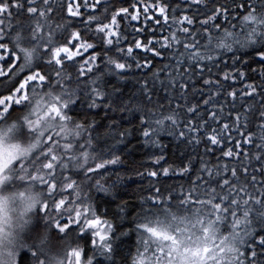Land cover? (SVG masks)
<instances>
[{"label": "snow or ice", "instance_id": "obj_1", "mask_svg": "<svg viewBox=\"0 0 264 264\" xmlns=\"http://www.w3.org/2000/svg\"><path fill=\"white\" fill-rule=\"evenodd\" d=\"M58 3L59 0H27L26 7L23 0H0V52L3 53L0 54V61L5 63L7 60L11 61V63H7V67L0 64V78H3L0 80V84H6L10 93L0 95V119L9 117L13 110L23 112L30 97L44 90H49L56 101L51 105L50 111L58 115L61 120L70 119L65 109L75 98L76 87L81 82L80 78L85 77L89 85H95V79L90 77L98 71L96 54L84 60L76 69L74 57H80L79 51L69 52L68 47L52 48L55 30L52 27L51 16ZM216 3L219 6L214 5L209 8L206 0H191V4L196 7L197 11L193 12L192 15H181L177 19L174 14L175 9L169 13L170 5L162 4L157 0V10L163 16V24H160L159 21L157 23L161 27L170 28L171 31L162 40H149L148 45L144 47L159 56L160 51L149 47V45H159L164 50H178L180 45L183 46L182 50H179L175 55V66L166 65V67H172L175 72V76L172 77L173 80L180 79L185 82L181 88L185 87L193 77L202 78L205 69L211 74L212 67H217V57L225 52L254 48L260 61L264 62V51L260 50V48H264V0H249L248 8L250 11L242 17L239 15L233 17L238 21V25L232 24L230 29L212 22L220 15L227 19L230 13L229 3L231 4V11L235 12L244 6L243 0L239 4L237 0H226L225 3H219V0H216ZM202 4L206 9L204 13L199 10V6ZM25 7L28 20L44 21L48 24L47 30L43 28L41 23L37 22L34 25L32 40L37 46L40 45V41L36 40L37 34L47 37L35 64L31 62L29 54L24 56L22 63L19 52L27 53L26 49L21 48L18 52L17 47L9 48L8 43H5V39H9L11 30L19 25V22L15 26L11 23L13 10L17 14L24 15ZM88 7V0H85L84 8ZM91 7L95 8L99 15L88 14L86 26L90 31L91 24L95 23L96 29L93 35L98 36L105 45L112 46L104 52L107 57V66H110L114 71L132 67L131 64L127 63V60L132 57L133 49L129 47L125 52L120 47L122 30L117 23V17L121 13L128 14L129 9L120 7L117 12L112 14L111 23H104V20L108 19L107 13L111 10L110 5H103L104 12H100L101 0H94ZM149 10V7L144 8L145 13ZM68 12L73 17L81 16V6L76 5V9L73 10L72 5L69 4ZM208 12H211V15H208ZM201 14L205 15L206 18L199 22L195 31H192L191 29L195 25L194 18ZM169 15L172 17L171 22H169ZM137 19L138 14L131 15L132 21ZM5 21L8 23L6 24ZM185 24L187 26H184ZM56 27L59 29L61 26L57 25ZM72 36L74 39H79V33L73 32ZM18 38L20 37L18 36ZM77 47L81 46L78 45ZM82 47L86 52L88 49H93L94 46L89 43ZM135 47L137 49L142 47L139 40H136ZM113 48L120 59L108 55ZM48 51H51V56L44 61L42 67L40 61L48 54ZM61 52L67 54L68 63H64L65 58L60 56ZM121 60L124 62H120ZM236 62H239L238 57H234V63ZM148 63L141 64L137 61L135 67L138 70L146 68ZM48 66H60L54 67L55 77L44 71V68ZM69 69L72 71H68ZM25 70H28L27 75H24ZM73 72L75 75L72 74ZM22 75L23 78L20 79ZM244 75V72H239L241 78ZM157 79V75L154 74L151 83H149L148 78H145L142 83V91L147 96L149 105L153 103V96L158 91L156 88ZM225 79H228L227 75ZM17 81L19 82L17 83ZM161 84L165 87V91H168V86L163 85V82ZM204 85L208 89V93L207 99H204L202 104L205 107L212 106L209 121H218L223 116L217 115L215 106L218 102L219 93L223 90V85L218 80L213 81L211 79L204 80ZM246 87L249 91H242V96H251L255 93V86L247 85ZM213 88L216 91H212ZM194 91L196 90L194 89ZM90 92L92 106H95L96 98L103 96L104 93L96 86L91 87ZM182 95L185 94L182 93ZM228 95L233 97L231 106L232 110L236 111V92L232 91ZM199 107V105H193L187 111L188 113H195L196 117L199 118ZM251 107L249 105V109ZM180 111L179 105L167 115L164 114V106L162 105H157L155 110L151 107L144 108L142 116L144 135L148 136L149 133L154 135L156 131L165 128L176 134L178 132V136L186 138L188 133L196 132L208 126L207 122L193 124L189 121L185 125L186 131L181 129ZM220 112H223V108L220 109ZM242 119L243 125H241ZM259 119L264 121V111H261ZM25 122L28 123L27 120ZM250 123L251 120L248 115L242 116L237 112L234 130L239 131L241 126L247 128ZM29 127L31 126L29 125ZM229 128L228 124H224L223 128L220 129L219 138L217 135L209 136L211 144L213 146L219 145L221 140L225 139L222 133ZM259 128V133H250L245 138V142L252 143V136H258L260 144L257 147L260 152L255 156V159L264 163V124H260ZM213 131L216 130L213 129ZM192 139H195L197 144L200 143L196 137ZM46 143H53V137H48ZM189 143H192V140H189ZM236 147H240L239 141L236 142ZM206 151L211 150L206 149ZM233 156L234 153L231 149L223 152V157ZM217 159L219 160L220 157ZM248 159V154H245V160ZM70 160L71 158L63 155L57 156L55 152L49 154L48 151L35 157V163L44 161V170L47 173L46 176L43 174L40 176L41 186L47 193V200L42 205L41 211H51L56 216L61 217L54 221L60 231H72L73 227L70 225H76L80 231L91 226H95L94 229H99L102 224L106 225L103 231H93V236L98 238L93 243H100V241L105 240L112 225L108 221L102 222L99 218H90L95 217L96 213L91 204L88 203L90 199L88 193L80 191L83 188L82 182L77 183L72 180L71 175H68V173L78 175L80 172L72 169ZM119 160L120 157L114 154L111 159L99 158L98 162L94 163V167H89L86 170L85 178L91 180L97 175L98 169H104L105 165L116 164ZM169 171H171L170 168H163L162 170L165 174ZM259 171L264 174V166ZM187 172V167L178 170L181 175ZM88 174H92V176ZM147 174L151 177L157 176L159 173L150 171ZM95 186L102 191L108 190L99 180H96ZM57 197H60L58 203L56 202ZM81 201H83L82 210ZM146 203L148 207L144 210L138 224L140 232L137 257L139 259H134L133 264H264V235H261L256 242L257 228L264 231V180H257L255 171L250 172L246 164L237 161L229 168L228 164L209 166L205 162L201 165L199 174L192 180V187L188 189V194L184 195L183 199L174 196L170 199L162 198L161 191L156 189L152 196L146 198ZM70 204H75L76 211L71 215L64 214L63 210ZM65 215L68 217L67 221L63 219ZM144 221L153 226L148 227ZM102 249L109 250L110 245L105 242L102 244ZM75 255L79 264L81 251L77 250ZM84 264H91V257Z\"/></svg>", "mask_w": 264, "mask_h": 264}, {"label": "trees", "instance_id": "obj_2", "mask_svg": "<svg viewBox=\"0 0 264 264\" xmlns=\"http://www.w3.org/2000/svg\"><path fill=\"white\" fill-rule=\"evenodd\" d=\"M23 2L27 7V0H23ZM93 2L94 0H88L89 7L84 8L85 0H59L51 16L52 27L55 30L52 48L68 47L69 52L79 51L80 57H74L76 69L91 55H97L98 71L90 77L95 79V85H89L86 78L81 77V82L76 87L75 98L66 107L65 112L71 120L79 122L86 128L88 139L92 142V150L99 158L111 159L114 154L119 156L120 160L116 164L105 165L104 169H98L97 175L91 180L85 178L84 173L86 171L79 172L78 175L68 173L72 176V180L77 183L82 182L84 191L89 195L88 203L91 204L96 213L95 217L90 218H99L102 222L111 223L112 227L105 240L100 241V243H93L94 240H98L97 237L93 236V231H103V228L106 227L103 224L99 229H94L95 226H91L85 228L84 231H80L76 225H70L73 230L66 231L78 235L77 242L80 244L78 250L81 251L83 262L91 257V264H133V260L136 259L140 232L138 224L144 210L148 207L146 198L152 196L156 189L161 191L162 198L170 199L174 196L183 199V196L188 194V189L192 187V180L199 174V169L205 162L209 166L228 164L231 168L233 163L239 161L246 164L250 172L255 171L257 180H264V174L259 171L264 163L255 159V156L260 152L257 147L260 140L257 135H253L252 143L245 142V138L250 133L258 134L259 125L264 124V121L259 119L261 111H264V107H262L264 95H261L264 93V86H262L264 85V75H262L264 62L260 61L254 48L225 52L217 57V67H212L211 74L205 69L202 78L193 77L185 87L181 88L185 82L180 79L173 80L172 77L175 76V72L172 67H166V65L175 66V55L179 50H182L183 46L180 45L178 50H164L159 45H149V47L160 51L159 56L144 47L148 45L149 40H162L171 31L170 28L161 27L157 23L159 21L160 24H163V16L157 10V0H101L100 12H104L103 5L105 4H109L111 7L107 13L108 19L104 20V23H111L112 14L117 12L120 7L129 9L128 14L121 13L117 17V23L122 30L120 47L125 52L129 47L133 49L132 57L127 60V63L131 64L132 67L114 71L110 66H107V57L104 55V52L112 46L105 45L98 36L93 35L96 29L95 23L91 24L90 31L86 26L88 14L99 15L96 9L91 7ZM159 2L170 5L169 13L175 9L174 14L177 19L181 15H192L193 12L197 11L196 7L191 4V0H159ZM206 2L209 8L214 5L219 6L216 0H206ZM225 2L226 0H219V3ZM237 3H241V0H237ZM248 3L249 0H243L244 6L235 12L231 11V4L229 3V17L226 19L220 15L212 23L229 29L232 24L238 25V21L233 17L246 15L250 11ZM69 4L72 5L73 10L76 9V5H80L81 16H71L68 12ZM26 7L24 15L17 14L13 10L11 23L14 26L17 22L22 23L28 20ZM145 7L150 9L147 13L144 12ZM199 10L204 13L206 11L205 6L200 5ZM132 14H138V19L132 21ZM208 15H211V12H208ZM171 18L169 15V22H171ZM205 18L203 14L195 17V25L191 30L195 31L199 22ZM5 23L7 24L8 21ZM57 25L61 27L57 29ZM14 30L15 27L11 31ZM73 32L79 33V39L73 38ZM136 40H139L142 45L139 49L135 47ZM201 42L203 43V41ZM5 43H8L9 48L12 47L9 39H5ZM89 43L93 44L94 47L85 52L82 46ZM78 45L81 47L78 48ZM260 50L264 51V48H260ZM0 54L3 53L0 52ZM108 55L120 59L114 48ZM50 56L51 51H48V54L40 61L42 67L44 61ZM60 56L65 58L64 63H68L66 53L61 52ZM234 57H238L239 62L234 63ZM137 61L141 64L149 62L148 67L138 70L135 67ZM120 62L124 61L121 60ZM7 63H11V61L7 60ZM7 63L0 61L4 67H7ZM54 67L60 66H48L44 68V71L55 77ZM68 71H72V69ZM241 71L245 73L243 78L239 76ZM27 74L28 70H25L24 75ZM72 74L75 75V72ZM154 74L158 77L156 80L158 91L153 96V103L149 105L148 98L142 91V83L145 78H148L149 83H151ZM226 75L228 79H225ZM22 78L23 75L20 79ZM2 79L0 78V80ZM206 79L218 80L223 85V90L219 93L218 102L215 106L217 115L223 116L218 121H209L212 106L205 107L202 104V101L207 99L208 93V89L204 85ZM161 82L168 86V91H165ZM247 85L255 86L256 91L251 96H242V91H249ZM93 86L98 87L104 93L103 96L96 98L95 106H92L90 92V88ZM57 91L59 90L57 89ZM212 91H216V89L213 88ZM232 91L236 92V111H233L231 106L233 97L228 95ZM8 94L10 93L7 90V85L0 84V95ZM157 105L164 106L165 115L179 105L181 107L179 113L180 128L185 131V125L189 121L193 124L207 122L208 126L196 132L188 133L186 138L178 136V132L176 134L165 128L156 131L154 135L149 133L148 136H145L142 121L143 109L151 107L155 110ZM193 105L200 106L199 118L196 117L195 113H188L187 111ZM249 105L252 106L251 109H249ZM221 108H223L222 113L220 112ZM237 112L242 116L248 115L251 120L247 128L241 126L239 131L234 130ZM18 113V110H13L9 117ZM243 123L242 119L241 125ZM224 124L230 126L229 130L222 133L225 139H222L219 145L213 146L208 137L217 135L219 138L220 129L223 128ZM213 129L216 131L214 132ZM193 137L199 139L200 143L197 144L196 140L192 139ZM189 140H192V143H189ZM237 141L240 144L239 148L236 147ZM206 149L211 151H206ZM229 149L233 151L234 156L223 157V152ZM245 154H248V160H245ZM217 157L220 159L218 160ZM91 167H94V164ZM184 167L188 168V172L183 175L179 174L178 170ZM163 168H170L171 171L165 174L162 172ZM150 171H156L159 174L150 177L147 174ZM88 175L92 176V174ZM96 180H99L108 190H99L95 186ZM59 199L60 197L56 198L57 203ZM63 219L67 221V215ZM45 227L49 228L50 234L54 238H59L66 232L60 231L56 224H49L44 220L43 212L38 209L31 232L38 234ZM261 235H264V231L257 228L256 242ZM105 242L110 245L109 250L102 249V244ZM257 250L259 251V248ZM36 258L37 251L34 247L32 250L24 248L17 255V264H34Z\"/></svg>", "mask_w": 264, "mask_h": 264}, {"label": "clouds", "instance_id": "obj_3", "mask_svg": "<svg viewBox=\"0 0 264 264\" xmlns=\"http://www.w3.org/2000/svg\"><path fill=\"white\" fill-rule=\"evenodd\" d=\"M37 22L47 30L46 22L27 20L19 23L9 36L18 52L21 48L27 50V53L19 52L22 63L24 56L29 54L35 64L47 41L46 36L39 34L36 35L39 46L32 40ZM53 103L56 101L49 90L39 91L30 97L23 112L0 119V264H17L18 253L33 247L37 251L34 264H78L75 252L80 244L71 232L66 231L59 238L52 237L47 227L38 234L31 232L34 214L47 200L40 181L42 174L47 175L44 161L35 163V157L45 151L55 152L57 156L71 158L72 169L80 172H85L99 159L92 150L86 128L71 119L61 120L50 111ZM50 136L53 143L48 144ZM82 207L83 201L81 210ZM75 211V204H70L63 213L71 215ZM43 218L54 224L61 217L48 211L43 212ZM144 222L148 227L153 226ZM79 264L84 262L81 260Z\"/></svg>", "mask_w": 264, "mask_h": 264}, {"label": "rangeland", "instance_id": "obj_4", "mask_svg": "<svg viewBox=\"0 0 264 264\" xmlns=\"http://www.w3.org/2000/svg\"><path fill=\"white\" fill-rule=\"evenodd\" d=\"M34 216L36 217V213L34 214ZM73 235H74V237H75V239H76V241H77V239H78V238H77L78 235H76V234H74V233H73ZM136 259H137V260L139 259V257H137V254H136Z\"/></svg>", "mask_w": 264, "mask_h": 264}]
</instances>
